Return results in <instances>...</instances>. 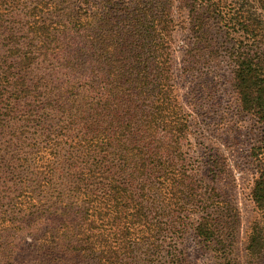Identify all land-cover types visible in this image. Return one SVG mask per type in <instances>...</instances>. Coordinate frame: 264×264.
<instances>
[{"label": "trees", "instance_id": "1", "mask_svg": "<svg viewBox=\"0 0 264 264\" xmlns=\"http://www.w3.org/2000/svg\"><path fill=\"white\" fill-rule=\"evenodd\" d=\"M16 2L0 0V28ZM189 2L197 26L215 18L240 33L227 58L260 129L248 195L264 217V0L242 12ZM173 3L36 0L0 39V264H182L172 240L193 215L199 243L233 263L221 177L202 184L182 163ZM23 225L38 226L15 244ZM245 252H264L259 225Z\"/></svg>", "mask_w": 264, "mask_h": 264}, {"label": "rangeland", "instance_id": "2", "mask_svg": "<svg viewBox=\"0 0 264 264\" xmlns=\"http://www.w3.org/2000/svg\"><path fill=\"white\" fill-rule=\"evenodd\" d=\"M35 1L17 0L13 16L5 19L0 28V39L8 35L14 22L26 21L23 14ZM173 4V73L190 122L182 142V163L187 173L202 184L211 183V179L217 183L216 174L221 177L218 184L222 187L221 200L225 209H232L226 217L232 230L229 240L232 264H264V252L256 259L245 252L248 234L255 224L264 234V217L248 195L253 178L249 153L259 138L260 129L253 117L240 109L227 58L240 33L215 18H204L203 24L197 26L198 19L189 0H174ZM228 4L233 5L234 11L242 12L252 3L251 0H228ZM195 219L196 215L185 218L186 231L172 240L182 252V264H221L195 238L191 227ZM35 226L38 225L21 226L14 237L15 244L31 243Z\"/></svg>", "mask_w": 264, "mask_h": 264}]
</instances>
